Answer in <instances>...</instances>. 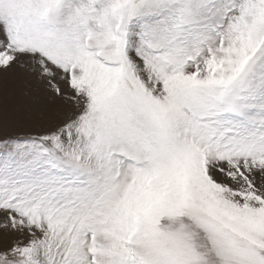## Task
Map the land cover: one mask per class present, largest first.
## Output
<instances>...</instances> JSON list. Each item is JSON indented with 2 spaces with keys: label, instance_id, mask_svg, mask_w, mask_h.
Listing matches in <instances>:
<instances>
[{
  "label": "snow or ice",
  "instance_id": "snow-or-ice-1",
  "mask_svg": "<svg viewBox=\"0 0 264 264\" xmlns=\"http://www.w3.org/2000/svg\"><path fill=\"white\" fill-rule=\"evenodd\" d=\"M0 264H264V0H0Z\"/></svg>",
  "mask_w": 264,
  "mask_h": 264
}]
</instances>
